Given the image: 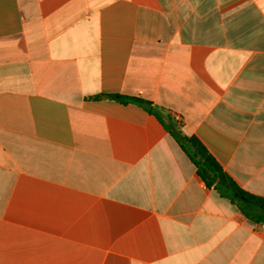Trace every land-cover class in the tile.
Listing matches in <instances>:
<instances>
[{
    "label": "crops",
    "instance_id": "crops-1",
    "mask_svg": "<svg viewBox=\"0 0 264 264\" xmlns=\"http://www.w3.org/2000/svg\"><path fill=\"white\" fill-rule=\"evenodd\" d=\"M101 94L264 197V0H0V264H264V224Z\"/></svg>",
    "mask_w": 264,
    "mask_h": 264
},
{
    "label": "trees",
    "instance_id": "trees-1",
    "mask_svg": "<svg viewBox=\"0 0 264 264\" xmlns=\"http://www.w3.org/2000/svg\"><path fill=\"white\" fill-rule=\"evenodd\" d=\"M103 97L121 103H137L154 114L189 156L196 167L198 177L205 183L206 187L214 189L221 197L228 199L251 222L264 224V197L254 195L243 189L197 137L182 133L170 115L164 116L151 102L140 98L118 94L96 96V98Z\"/></svg>",
    "mask_w": 264,
    "mask_h": 264
}]
</instances>
